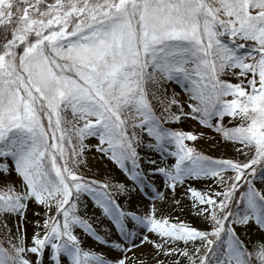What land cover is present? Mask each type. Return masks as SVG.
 <instances>
[{
    "label": "snow or ice",
    "instance_id": "1",
    "mask_svg": "<svg viewBox=\"0 0 264 264\" xmlns=\"http://www.w3.org/2000/svg\"><path fill=\"white\" fill-rule=\"evenodd\" d=\"M172 82L187 101L168 94ZM189 118L245 159H213L185 143L197 135L165 126ZM93 147L133 187L80 174ZM157 175L172 193L214 182L186 189L205 228L170 224L154 204L122 207L134 194L165 199ZM89 198L114 226L103 235L81 215ZM32 205L43 222L28 246ZM0 227V264H132L143 243L155 264H264V0H0ZM76 228L119 255L85 250ZM253 229L259 239H242Z\"/></svg>",
    "mask_w": 264,
    "mask_h": 264
},
{
    "label": "rangeland",
    "instance_id": "2",
    "mask_svg": "<svg viewBox=\"0 0 264 264\" xmlns=\"http://www.w3.org/2000/svg\"><path fill=\"white\" fill-rule=\"evenodd\" d=\"M232 82H236L234 77H228ZM168 94L171 95L173 91L179 93V99L182 102L188 100L187 93L182 89L179 84L172 82L167 85ZM156 102L154 101V104ZM157 112L159 113V106L157 105ZM215 123V121H214ZM241 121L239 118L231 119L226 117L224 120V125L226 127H233L240 124ZM166 127H170L173 130L184 131V132H192L193 134L198 136L196 141H185L190 147H195L197 151L201 152L206 156H210L213 159H232V160H244L245 157L241 156L235 150L236 146L232 143L225 141L221 134L217 133L214 128H207L201 125L195 119H182V121L178 124H169L165 125ZM85 143L89 145H95L99 143L98 139L92 137L88 138ZM172 150H175L174 148ZM141 154L144 155V151L140 150ZM152 158L156 159L161 166H167L174 164L175 158L171 157L166 160H161L159 154L155 152L148 153ZM85 157L87 159L86 164H82L79 168V173L89 179H96L99 181L110 180L112 183L117 182H126L129 187H133V182L127 177V175L119 169V167L109 160L106 157H102L100 153L96 151L93 147L91 151L85 153ZM15 179V175H13ZM151 182L155 184L156 188L165 193V199H158L154 196L149 197L143 194L133 195V198L130 201H126L124 197H119V202H121L122 207L127 210L136 211L138 214H147L153 204L157 208V217L158 218H166L169 220L170 224H180L183 223L185 225L203 229L206 227L205 223L202 221L201 217L196 215L195 210L192 207V201L190 195L186 194V189L188 185H191L193 188H196L200 191H208L210 189L215 188L214 182L212 180H189L184 186H180L177 188L175 193L170 192L165 186V178L162 176H155L150 178ZM257 186L260 187V182L257 181ZM151 191V189H149ZM32 209L35 211L41 212V217L43 216V210L41 208H37L35 205L30 207V210L27 214V220L29 223L25 225L27 231V245L31 246L32 235L34 231V224L32 223L36 219H41V217H35L33 215ZM81 215L87 219L90 223L93 224V227L97 228L98 232L103 235V229L105 226L114 227L110 224L107 219L102 217L101 210L94 207L93 202L89 198L88 208H81ZM100 219H97V218ZM41 222L42 219H41ZM9 227L13 229L15 232V228L13 227V221H9ZM5 229L0 227V239L5 238ZM74 234L81 240V246L85 250L96 251L98 253L104 254L106 257L111 258L113 256L119 255L117 252H109L107 245H100L98 242H95L93 237L87 235L83 229L76 228L74 229ZM145 235H148L150 240H157L158 238L155 234L147 233L146 230L144 232ZM249 237L251 241H256L260 238V233L256 232L255 229L251 230L248 233V236H244L242 234V239L248 240ZM139 242V241H138ZM5 246H7L5 244ZM131 246V245H129ZM147 246H149L148 249ZM143 247V248H142ZM180 247H184L181 243ZM142 251L133 249L132 253H129V256L132 259V264H141V261L144 264H155L153 259L155 249L152 244L143 243L141 247ZM35 259V257H31ZM49 257L46 255L45 264H49ZM64 264H70V261L67 258H63ZM54 264V262H53Z\"/></svg>",
    "mask_w": 264,
    "mask_h": 264
},
{
    "label": "bare ground",
    "instance_id": "3",
    "mask_svg": "<svg viewBox=\"0 0 264 264\" xmlns=\"http://www.w3.org/2000/svg\"><path fill=\"white\" fill-rule=\"evenodd\" d=\"M143 248V247H142ZM142 248H136L135 250H137V251H142L143 249ZM149 248V246H147V248L146 249H148Z\"/></svg>",
    "mask_w": 264,
    "mask_h": 264
}]
</instances>
